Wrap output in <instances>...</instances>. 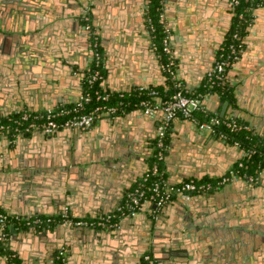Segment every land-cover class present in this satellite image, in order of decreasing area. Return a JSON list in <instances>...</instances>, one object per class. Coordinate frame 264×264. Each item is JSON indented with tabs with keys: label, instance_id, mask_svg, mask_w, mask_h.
<instances>
[{
	"label": "water",
	"instance_id": "95a60500",
	"mask_svg": "<svg viewBox=\"0 0 264 264\" xmlns=\"http://www.w3.org/2000/svg\"><path fill=\"white\" fill-rule=\"evenodd\" d=\"M38 1L17 0L15 12L21 11L22 3L26 7V4L36 5ZM63 1L68 7L78 5L81 8L80 15L84 10L92 14V26L98 33L99 30L108 28H111L110 32L113 30L116 35L114 42H118V45L112 46L111 50L109 46H105L107 56L110 57L108 63L115 60L117 66L120 65L121 76L124 74L128 78L137 79L134 83L130 81L129 86L146 80L141 75L144 68L140 57L144 51L151 49L152 44L144 40V34L148 33L142 23L144 0ZM229 2L174 0L173 14L167 20L169 27L184 41V57H178V67L183 78L186 68L196 65L198 60L208 59L205 56H214L219 49L225 32L215 33L216 26H220L217 14L223 4H226L224 13L228 14L230 20L233 13ZM44 11L56 14L54 7L44 8ZM12 12L11 9L10 16ZM136 14H139V19H136ZM69 19L54 21L55 28L68 27L65 23L71 22V27L77 25L85 31L84 37L87 40L85 26L79 25V19ZM41 22L39 19L40 36L35 34L38 42L31 30L8 36L6 19L1 20V109L5 99H10L16 109L23 104L33 108L31 110H40L65 103L62 99H53L52 104L49 102L41 106L42 97L49 99L69 82V77L74 72L73 65L77 64L69 59L65 49L60 48L62 52L59 50V53H52L51 50H55L57 46L48 47L54 42L53 35H44ZM246 31L248 37L255 33L253 24L246 27ZM259 37L253 44L247 38L243 42L246 47L241 58L232 64V67L241 69L239 83L254 88L256 95L253 101L258 107L264 104V54L259 51L264 50V37ZM43 40H48V46L45 45L47 48L39 46ZM36 43L39 45L35 46ZM8 45H17L18 50L8 51ZM27 47L30 48L26 51L32 55L28 58L29 61L25 56ZM202 53L204 57L201 59ZM89 54L92 60L91 51ZM204 65H196L198 79L211 68L208 64ZM107 70V77L111 78L109 67ZM82 76L83 72L75 80L80 83ZM223 108L221 115L224 113ZM12 112L6 111L3 115ZM154 116L155 114L137 110L121 117L103 118L96 128H90L89 131L63 128L50 133L35 130L30 134H18L12 141L3 137L0 140V208L13 214H60L67 210L74 215H80L81 212L82 215H99L114 211L121 203L120 197L130 187L131 180L139 176L144 162V151L141 148H148L156 138L147 122ZM132 117L136 118L131 122ZM198 135L195 136L193 129L188 132L176 131L175 138L171 141L169 154L177 153L179 163L175 171L179 170V181L215 175V160L202 152L210 138L203 137L202 133ZM223 142L227 144L224 140ZM144 165L146 167V163ZM167 169L171 170L169 167ZM235 185L218 193L200 194V197L192 196L188 199L178 197L166 203L159 208L158 213L150 214L152 217L146 228L148 232L144 226L126 229L125 224L134 225V213L122 217L112 228L57 224L40 232L35 227L20 232L16 227L10 226V233L19 235L24 240L26 247L32 249L31 254L36 253L35 258L39 264L42 263L41 260L49 264L54 258L53 254L60 250L71 256L79 255L82 264H127L126 259L130 253L138 257L141 252V247L134 245L143 244L142 252L150 249V243L156 241L158 235L156 230L149 234L150 225L154 224L156 228V224L162 219L169 226L165 245L167 260L171 264H215L213 255L221 252L224 256L221 263L227 264L229 243L236 239L238 241L242 236L245 237L242 252L256 249V246L261 247L264 252V196L257 197L252 191L254 188L249 186L251 184L246 185L249 189L245 188L244 195H234L232 189ZM108 200H111L110 204L106 203ZM153 207L155 210L156 206ZM172 207H175L174 214L166 213ZM216 218L220 220L215 221ZM31 235L34 242L30 240ZM151 250L153 252V248ZM138 260H141V256ZM0 264H8L1 255ZM237 264L242 263L238 261Z\"/></svg>",
	"mask_w": 264,
	"mask_h": 264
},
{
	"label": "crops",
	"instance_id": "0c3cea01",
	"mask_svg": "<svg viewBox=\"0 0 264 264\" xmlns=\"http://www.w3.org/2000/svg\"><path fill=\"white\" fill-rule=\"evenodd\" d=\"M173 2H174V0H162V16H163L162 23H163V25L167 31L168 45L170 47V52L174 58L176 57L174 60L176 61V67H177L178 75H179L184 87L188 91H195L202 84V81H203V78L205 75V74L202 75L200 77V79L197 78L198 77V68L196 65L205 64L204 66H206L208 64L209 67L212 66L214 63V60H215L216 52H215L214 56H205V57H208V59L206 58L205 60L202 59L204 57V53H202V56H201L202 60H198L196 65L194 64L193 66H189L188 68H186V71L183 74L184 78L181 76V72H180V69L178 67V64L180 63L178 57H181V58L184 57L182 55V48H183L184 41L182 40V38H180L178 36L176 31H173L169 27V21L167 20L173 14V9H174ZM47 3L51 8H53V7L56 8V11H55L56 14H53V13L50 14V13H46L44 11V8H50L48 5H45ZM43 5L45 7H43ZM225 5L223 4V7L220 9V11H222V12L219 11V13L217 14V23H219L220 26H216V28H215L216 34L224 31L225 32L224 36L226 35V33L230 27V23H231V19L228 20L229 19L228 14L224 13V9L227 8ZM24 7L25 6L22 3L21 11L15 12L17 9V0H0V26H1V20L6 19V24L8 25L7 35L10 36V35H13L15 33H18V35H19V34H22L25 30H31L32 34H34V35L36 34L37 37H39L40 36L39 31L40 30H38V27H39L38 20L41 19L42 20L41 26H42V29L44 30V35L46 33H48L50 35L52 34L53 35L52 38H53L54 42L48 46V40H43L40 43V45L38 43H36L35 46H38V45L39 46H42V45L45 46L46 45L50 48L57 46V48L55 47L56 48L55 50H51L52 53H55V52L59 53L60 48L65 49L64 52L69 55L68 56L69 59H71V61L77 62L76 66L73 65L74 72H73L72 76L69 77L70 78L68 80L69 82L67 84H65V86L63 85V88H61L57 94H52V96L49 99L46 100V99H43V97H42L41 98L42 103L39 102V104L41 103V106L45 105L46 103H49V102H50V104H52L53 99H55V100L62 99L65 102L64 104L74 102L79 97L80 92H81V83H78L75 80V77H78L83 72V70L89 65V63L91 62L90 54H89V51H90L89 34L87 33L88 38L86 40L84 37L85 31H83L80 27H77V25L71 27V22L65 23V24H68L70 27L68 26V27H63L61 29H59V28L56 29L54 26V21L64 20L67 18H70L69 19L70 21H71V19H79V25L84 26V23H83L82 18H81L82 14L80 15V13H81L80 9L81 8L79 9V6L78 5L75 6L74 4L71 7L65 6V2L63 0H61V1L60 0H39L36 5L26 4V7L25 8ZM11 9L13 10L12 16H10L11 15V13H10ZM217 9L219 10V8H217ZM77 12H79V16H77ZM135 13H136V11H135ZM89 15H90L91 21H92V19H93L92 14H89ZM64 16H66L67 18ZM15 19H17V21ZM136 19H139V14H136ZM142 23L145 26V30L148 31L146 28V25L144 23V20H142ZM251 24H253V26L255 27V33H252L250 35V37H248L249 34L247 31H245V35L242 38V47L240 50L239 58H241L243 51L246 47V45L243 42L248 40L247 38H249L248 41L253 44L255 42L257 36H260L259 38H261L262 36L264 37V4L257 6L253 9L251 21L247 25V27ZM226 25H228V28H225ZM109 29H111V28L99 30V33L96 30L97 34L99 35V39H100L99 41H100V45H101L102 52H103L104 67L106 68L105 77L102 81V84L104 85V87L110 91L120 92V91H124L127 89H132L134 87H137L138 85H150V86L151 85L152 86L162 85L164 83L165 79H164V75L162 73V69H161V66L159 64V61L157 59V55H156L152 45H151L152 46L151 49L149 48L147 52L144 51V53L140 57L141 63H142L143 68H144V70H142V72H141V75L146 80L144 82L141 81L140 83L135 84L133 86L128 85V83L130 81L134 83L135 81H137V79L136 78H128L124 74L121 76L119 74L120 68L118 67L120 65L117 66V64H116L117 62L115 60H113L112 61L113 63L111 62V64L108 63L110 60L109 59L110 57L107 56L105 46L106 45L109 46V48L111 50L112 46H114L115 44L118 45V42H114V37H116L115 33L113 32V30H111V32H110ZM1 31L2 30H0V32ZM58 31H60V35H58ZM4 34H6V33H4ZM36 35H35V37H36ZM144 36H145L144 40L146 39V41L148 43L152 44L149 32L147 34H144ZM177 36L179 38H177ZM169 37H170V39H169ZM223 39H224V37H223ZM38 42H39V39H38ZM46 46H45V48H47ZM220 46H221V44H220ZM29 48L30 47H27L25 49V51L28 50ZM11 49L13 51H17L18 50L17 45L15 47L12 45H11V47L9 45L6 46V50L11 51ZM256 49L259 50L258 47H256ZM259 51L264 54V50H259ZM254 53H256V51H254ZM258 53H256V54H258ZM256 54L252 55V57L256 56ZM25 56L27 58L26 59L27 61H29L28 58L32 57L30 52H27V51H26ZM238 60H236L232 64H235ZM232 64H230V66H228L226 69L224 83L226 84L227 89H229V91L232 93L233 99L231 101H228V100L220 98L219 95H212L214 93H211L208 96L206 95V97L202 101V104H203L204 108L206 110H208L209 112L216 113L219 115H221L220 113L222 111V108L224 107L223 108L224 113L221 116H224L225 118H229V117L238 118V119L246 122L253 129H255L257 132L262 131V133H264V104L261 105L260 107H258L257 105L254 104L253 97L256 95L254 88L251 87V85L246 86V85H243L242 82L239 83V80H240L239 74L241 73V69L232 67ZM107 67H109L111 78L107 77V75H108ZM262 82H263V88H264V76H262ZM257 86L259 87L258 84H257ZM225 104H226V106H225ZM58 105H60V104H58ZM1 107H3V108L2 109L0 108V115H3V113H5L6 111H13V112L16 111L17 112V111L24 109V108H27L30 110L33 109V108H30L29 106H27L25 104L21 105L20 107H18V109H16L15 106H13V103L11 102L10 99L3 100ZM35 107H37V106H35ZM137 110H139V109H134V111H132V113H134L135 111L137 112ZM130 113L131 112L121 113L117 117L125 116V115H128ZM104 118H106V117H104ZM135 118L136 117H132L130 119V121L131 122L135 121ZM162 120H163V116L161 115V113H156L153 118H151L147 121L149 123L150 129L154 133L153 135L157 136L158 129L162 123ZM101 121L96 122L91 127V129L96 128L98 126L99 122H101ZM191 129L194 130L195 136H197V137L199 136L198 133H202L203 137L210 138L209 144H207V146L205 143H204L205 145L203 144L204 148L202 149V152L204 153V155L211 156V158H213L215 160L216 166L213 169L214 173H215V175H213L214 177H217V176L221 175L223 172L230 169V167L236 161H238L244 154V151L240 147H238L237 145L230 144V143L225 144L221 137H217V136L213 135L210 131L199 129L198 126H196L190 120H188L186 118L179 117V116L175 117L170 123V128H169V132H168L170 139H169V142L167 144L166 154L164 156V167L166 170L167 181L169 183L180 182L179 179L181 178L178 175L179 170L177 169L175 171V167L177 168V163H179L177 153L174 152L173 155L169 154L171 141L174 140L175 135H176V131L188 132ZM89 130L90 129H88L86 131H89ZM100 134H102V133H100ZM1 139L3 140V137L0 138V140ZM12 139L14 140L15 138H12ZM177 140H180V139H177ZM175 144H176V142H175ZM151 146H152V144L150 146H148V148H141V150L144 151L142 153V158L144 160L143 166H142V169H140V171H139V176H137L135 179L131 180L130 187L134 184L136 179L138 180L142 176V174L145 172L146 167H145L144 163H146V158L150 154ZM168 167L171 168V170H168L167 169ZM213 176L207 175L206 177H213ZM234 184H236L235 188L232 189L234 195H237V194L244 195L245 194L244 191L246 190L245 188L249 189V187H246V185L251 184L249 186L254 188V190H252V191L254 194H256L257 197L258 196H264V170L259 173L258 180L254 184L249 183V182L244 181V180L234 181L231 183H227V184L221 186L219 189L215 190L214 192H211L208 194H214V193L221 192L222 190H228V189L232 188L231 186H233ZM129 188H127V189H129ZM196 196L200 197V195H196ZM120 199L122 200V196L120 197ZM262 199L264 200L263 197H262ZM106 203L110 204L111 200H108ZM153 206H154L153 202L142 203V206L140 207V209L135 212V214H134L135 217L132 218V220H134V225H130L128 223L125 224L126 229H130V228L136 229V228H139L140 226H142V227L144 226L145 231L148 232L146 230V228H148V224H149L148 220H150L152 217L150 214L158 213V211H159V207H156L154 210ZM174 208L175 207H172L170 210L167 209L166 213L174 214ZM23 215H34V214H23ZM37 215H39V214H37ZM40 215H47V214H40ZM72 215H74V214H72ZM95 215H97V214L91 213V214H83L82 215V212H81L80 215L76 214L74 216L92 217ZM147 217H148V219H146L147 220L146 221L145 218H147ZM162 218L169 220V218H167V217H162ZM219 220H220V218H216L215 221H219ZM219 226H222V225H219ZM18 230L21 232L22 230L25 231L27 229H18ZM154 230H156L155 232H158L157 239H156V241L151 242L150 243V249L145 250V251H151L152 252L151 249L153 248L152 254L154 256L156 264H171L167 260V255H166L167 247L165 245V242L167 241V232L169 230V226L165 222H163V220L161 219L156 224V228H154V224L150 225V231L151 232L149 234L151 235V233ZM40 231L41 230L39 229L38 232H40ZM19 237H20L19 235L15 236L13 233L9 232V234L6 238V241H7L6 244H7L8 248L14 253V255H16L20 259V264H39L38 260L35 258L36 253L34 252L32 255L31 254L32 249L30 250V248H27L26 243L24 244V240L19 238ZM30 237H31L30 240L32 242H34L33 236L31 235ZM243 238H245V237L242 236V238L239 239L238 241L236 239V240H233L231 243H229L228 250L226 252V254H228L227 257L229 259L227 264H235V262L237 264L238 261L241 262L242 264H264V252H263V249H260L261 247L256 246L255 247L256 249H251V250L248 249V252L250 251V253L242 252L241 248L243 247V243L245 244V241H243ZM143 241L146 242L145 239ZM139 246L141 247V252H140L139 256H141L143 253L142 250L144 248V245L143 244L134 245V247H139ZM58 252L53 254L54 255L53 260L55 259V256L57 255ZM139 256L135 257L134 255H132L130 253V255H128L127 259H126L127 264H140V261L138 260ZM213 257L216 261L215 264H224V263H221L222 259H224V256H222V252L220 254L217 253L216 255H213ZM65 258H66L65 264H82V261L79 259V255L74 254L73 256H71L69 253H66ZM235 258H237V260H235ZM53 260H51L49 262V264H52ZM41 261H42V263H40V264H47L46 262H44V260H41Z\"/></svg>",
	"mask_w": 264,
	"mask_h": 264
},
{
	"label": "built area",
	"instance_id": "2783aa9c",
	"mask_svg": "<svg viewBox=\"0 0 264 264\" xmlns=\"http://www.w3.org/2000/svg\"><path fill=\"white\" fill-rule=\"evenodd\" d=\"M230 8L233 9V6L237 4V0H229ZM148 0H144L142 6L143 14L148 8ZM82 21L84 23L85 29L87 30L89 37L92 36V41L90 42V51L92 53V59L97 60L100 57V52L97 51L98 45L100 46L99 35L97 34L95 28L92 26L90 16L87 14V11L81 15ZM163 16L160 15V20L162 22ZM145 21V16L143 17ZM242 43V41H241ZM164 51L169 54L170 60L166 65H160L162 71H166L173 80V87L175 91L170 95L169 98L163 99L159 92L151 87L150 85H138L132 89L140 92H145L144 98L138 103L139 109L145 114H156L161 113L163 120L159 126L158 133L156 136L155 146L158 150V157L161 158L162 152L160 151L163 144V138L165 133L170 128V123L175 117H182L190 120L199 129L207 130L213 132V127L220 124L221 120L217 114L209 116L207 120H199L194 116V113L197 110H202L203 104L202 101L208 96L205 95H188V91L177 72L176 64L174 65V58L170 52V47L168 45V36L163 40ZM153 46V44H152ZM154 48V47H153ZM240 50H237L233 45L229 46V51L227 54H219L218 58L215 56V60L211 68H209L203 78L204 85L208 87H213L218 83H224L226 69L230 64L239 59ZM85 71H89V67L85 68ZM97 71L89 75L87 81L88 83L93 82L96 79L101 78ZM127 89L120 91V95L123 92L130 91ZM97 99L104 101L105 103L97 105L90 109L89 111H82L84 109V103L89 100V95H82L80 93L79 97L71 103V105L66 106L64 104L56 105L53 107H46L40 110H30L27 108L17 111L19 115L17 117L9 120V123H2L0 119V138L5 137L6 133L10 128L14 129V132L11 134L12 138H16L18 134H27L35 130H43L45 132H53L55 130H61L63 128L70 129H90L96 122L102 120L104 117H117L119 114V106L123 103L122 100L117 101L116 103H108L110 99L109 93H97ZM134 109L128 111L132 112ZM126 112V113H128ZM58 117L62 119L58 120ZM226 126L232 130H238L240 128L251 131V133H260L253 129L247 123L241 124L234 120H227ZM13 125V127L11 126ZM222 137V136H221ZM13 139H11L12 141ZM224 140V139H223ZM235 145L238 144L235 142ZM156 166L152 168V173H156ZM146 176V174H145ZM144 176V177H145ZM216 184H211L210 182H197L194 179H189L181 181L178 183H161L155 182L151 187V192L148 197L144 196V192L138 187L131 191L125 190L122 197L121 203L116 207L112 212L105 214H99L92 217H77L72 215L69 211H64L60 214H47L43 215L44 218L40 217V214L34 215H21L13 214L10 212H1L0 211V240L7 238L6 229L10 226H14L17 229L22 228V226L30 227H49L53 222L54 225L61 224L65 226H82V227H93V228H112L118 221L128 215L134 214L140 209L142 203L153 202L156 207H163L166 203L175 200L176 198L188 199L192 196L200 194H208L219 189L221 186L231 183L238 180H244L249 183H256L258 176L251 175H237L233 170L228 169L219 176ZM124 210H129L128 214H123ZM114 212H119L117 220L113 221L115 217ZM53 215V216H52ZM58 216V218L54 217ZM16 225V226H15ZM65 252L60 250L55 259L61 257L62 260H65ZM5 258V257H4ZM54 259V260H55ZM52 261V264L54 262ZM140 264H156V261L150 251H144L141 255Z\"/></svg>",
	"mask_w": 264,
	"mask_h": 264
},
{
	"label": "trees",
	"instance_id": "16d2710c",
	"mask_svg": "<svg viewBox=\"0 0 264 264\" xmlns=\"http://www.w3.org/2000/svg\"><path fill=\"white\" fill-rule=\"evenodd\" d=\"M264 4V0H237V4L233 6L232 13L233 16L231 18L230 27L224 36V39L221 43L220 48L216 51V58H218L219 54H227L229 51V46L233 45L237 50H241L242 47V38L245 35L246 27L251 21L252 11L255 7L260 6ZM148 8L144 13L145 16V25L149 32L151 42L154 47V51L157 55V59L159 61L160 65H166L168 61L170 60L169 54L164 51V45L163 40L166 37L167 31L163 25V23L160 20V15L162 13V0H148ZM90 42L92 41V36L89 37ZM97 51L100 52V57L97 60L92 59L89 63V71L86 72L85 69L83 70V76L81 77L80 83H81V94L82 95H89V100L84 103V109L83 112L89 111L93 107L105 103L104 101H101L100 99H97L96 94L99 93H109L110 99L108 103H116L119 100H122L123 103L119 106V113H126L132 109H135L138 107V103L144 98L145 92H138L137 90L131 89L130 91L123 92L122 95H120L119 92L110 91L104 87L102 84V81L105 77L106 68L104 67L103 63V52L101 45H98ZM176 64V61L174 60V65ZM97 71L100 75H102L101 78L94 80L91 83H88L87 79L90 74ZM164 75V83L162 85H156L152 86L154 89H156L159 94L162 96L163 99H167L170 97V95L175 91V88L173 87V80L169 76V74L166 71H162ZM181 80V79H180ZM211 94L214 93L216 95H219L220 98L231 101L233 99L232 93L227 89L225 83H218L217 85H214L213 87H208L207 85H204V81H202V84L199 86V88L195 91H187L186 94L188 95H205V94ZM66 106L71 105V103L64 104ZM204 107V106H203ZM216 113H211L205 108L202 110H197L194 113V116L198 118L199 120H207L209 116L214 115ZM19 114L16 112H12L8 115H0V119L2 123H9V120H11L14 117H17ZM221 120L220 124L213 127V132H211L213 135L217 137H221L226 141V143L234 144L235 142L238 144V147H240L244 154L243 156L236 161L230 169L233 170L237 175H251V176H259V173L264 170V133H251V131L245 130V129H238V130H232L229 127L226 126L227 120H234L236 122H239L241 124H244L246 122L234 118L229 117L225 118L224 116H221L217 114ZM62 119V117H58V120ZM13 127V125H11ZM14 132L13 128H10L8 132L6 133V137H8L10 140L12 139L11 134ZM169 129L165 133V136L163 138V144L164 146L160 150L162 152L161 158L158 157V148L155 146L156 138L154 141H152L151 151L148 157L146 158V170L142 174V176L134 182V184L127 190L131 191L135 188H140L144 192V196L148 197L151 192V187L155 182H166L167 176H166V170L164 167V156L166 154V148L167 144L169 142ZM30 134V133H27ZM156 166V173H152V168ZM146 174V176H145ZM145 176V177H144ZM220 176V175H219ZM219 176L217 177H203V178H188L183 179L182 181L194 179L197 182H210L211 184H216L217 180H219ZM181 182V181H180ZM178 183V182H177ZM171 184V183H170ZM123 204V199H122ZM1 212H7L6 210L0 208ZM129 210H124L123 214H128ZM115 217L114 220H117V217L120 215L119 212H114ZM53 216V215H52ZM41 218H44L43 215H40ZM58 218V216H54ZM55 222H53L51 226H54ZM16 226V225H15ZM22 228H25V225L22 226ZM7 236L10 232V228L8 227L6 229ZM6 239L0 240V255L5 257L8 264H20V259L14 255V253L8 248L6 244ZM53 264H65V260H62L61 257H58L54 260Z\"/></svg>",
	"mask_w": 264,
	"mask_h": 264
},
{
	"label": "flooded vegetation",
	"instance_id": "af4514ba",
	"mask_svg": "<svg viewBox=\"0 0 264 264\" xmlns=\"http://www.w3.org/2000/svg\"><path fill=\"white\" fill-rule=\"evenodd\" d=\"M87 14L89 15V13L87 12ZM90 16V15H89ZM90 19H91V17H90ZM91 23H92V21H91ZM51 227H53V226H51ZM50 226L49 227H35L36 228V230H42V229H46V228H51ZM28 228H32V227H30V226H25V228H18V229H28Z\"/></svg>",
	"mask_w": 264,
	"mask_h": 264
}]
</instances>
